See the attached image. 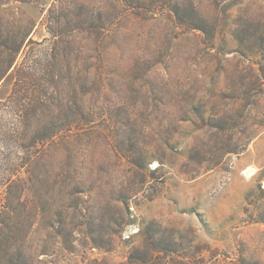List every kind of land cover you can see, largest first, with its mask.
<instances>
[{"label":"rangeland","instance_id":"rangeland-1","mask_svg":"<svg viewBox=\"0 0 264 264\" xmlns=\"http://www.w3.org/2000/svg\"><path fill=\"white\" fill-rule=\"evenodd\" d=\"M16 35L0 264H264L261 0H0Z\"/></svg>","mask_w":264,"mask_h":264},{"label":"trees","instance_id":"trees-1","mask_svg":"<svg viewBox=\"0 0 264 264\" xmlns=\"http://www.w3.org/2000/svg\"><path fill=\"white\" fill-rule=\"evenodd\" d=\"M228 1L229 0H215V2H221V3H226ZM177 16H178V14H177ZM201 31H202V29H201ZM25 40L26 39L23 36H19V35H16L14 37L13 36H7L6 39L3 41V43H1V44H3V46L5 48L9 49L12 52H10L9 55H11V56L9 57L7 62H1L0 63V79L5 77L6 74L12 69L14 62H15V58H16L18 52L23 47ZM57 135H58V133L54 132V131L48 133V136H50L51 138H54Z\"/></svg>","mask_w":264,"mask_h":264},{"label":"bare ground","instance_id":"bare-ground-1","mask_svg":"<svg viewBox=\"0 0 264 264\" xmlns=\"http://www.w3.org/2000/svg\"><path fill=\"white\" fill-rule=\"evenodd\" d=\"M251 170H248L245 174H248Z\"/></svg>","mask_w":264,"mask_h":264},{"label":"crops","instance_id":"crops-1","mask_svg":"<svg viewBox=\"0 0 264 264\" xmlns=\"http://www.w3.org/2000/svg\"><path fill=\"white\" fill-rule=\"evenodd\" d=\"M261 2H263V3H264V0H261Z\"/></svg>","mask_w":264,"mask_h":264}]
</instances>
